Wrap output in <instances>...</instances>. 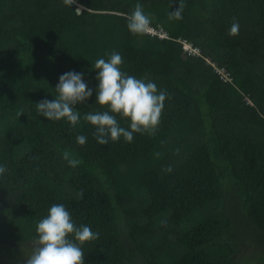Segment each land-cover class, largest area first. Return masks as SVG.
Segmentation results:
<instances>
[{"label": "trees", "instance_id": "1", "mask_svg": "<svg viewBox=\"0 0 264 264\" xmlns=\"http://www.w3.org/2000/svg\"><path fill=\"white\" fill-rule=\"evenodd\" d=\"M179 2L0 0V264L33 250L56 203L99 233L82 245L84 264H264V0H183V18L170 21ZM137 3L155 36L128 30ZM112 51L167 97L154 135L101 145L83 117L108 110L95 103L92 66ZM69 71L93 89L75 128L36 110Z\"/></svg>", "mask_w": 264, "mask_h": 264}, {"label": "clouds", "instance_id": "2", "mask_svg": "<svg viewBox=\"0 0 264 264\" xmlns=\"http://www.w3.org/2000/svg\"><path fill=\"white\" fill-rule=\"evenodd\" d=\"M63 3L71 7L76 0H63ZM80 7L76 9L77 14H80ZM184 7L183 0H180L179 7L169 12L168 19L181 20ZM151 16L152 14L145 13L142 4L137 3L134 10L125 16L130 33L155 36L159 31L150 33ZM161 34L166 32H160V38H162ZM238 34L239 22L234 21L228 36L233 37ZM105 55L107 59H97L92 67L97 70L95 103L108 110L85 113L83 117L95 127L94 138L99 144L107 145L109 140L116 142L121 137L130 143L134 139V133L154 135L160 124L167 92L158 90L154 82H146L122 71L120 66L123 64V57L120 53L112 51L106 52ZM82 77L83 73L75 71L60 75L59 82L55 86L57 93L55 99H43L36 103L38 115L47 120L66 119L75 128L81 118L75 106L84 103L93 95V89L88 87ZM117 115L129 121L127 128L120 126ZM76 140L78 144L84 145L87 137L78 135ZM156 155L159 156L160 153ZM63 159L71 167L81 163L79 159L72 158L68 151L63 152ZM166 170L171 172L172 168L169 166ZM5 171L6 167L0 165V175ZM79 196L82 198V191ZM161 223L165 226L167 224L166 221ZM35 232L33 251L26 259V264H84L82 245L99 238V233L93 232L89 226H77L62 203L51 205L47 215L37 222Z\"/></svg>", "mask_w": 264, "mask_h": 264}, {"label": "rangeland", "instance_id": "3", "mask_svg": "<svg viewBox=\"0 0 264 264\" xmlns=\"http://www.w3.org/2000/svg\"><path fill=\"white\" fill-rule=\"evenodd\" d=\"M32 251H30L29 249L25 250L23 252L20 251V254H19L20 255V257H19L20 259L17 260V264H26V259L31 255ZM245 252H246L245 250H243V251L241 250L239 252V254L236 255V257H235V262L236 263H242L243 262L244 257H245ZM247 256L255 257V256H257V254L254 253V252H250L249 254H247Z\"/></svg>", "mask_w": 264, "mask_h": 264}, {"label": "built area", "instance_id": "4", "mask_svg": "<svg viewBox=\"0 0 264 264\" xmlns=\"http://www.w3.org/2000/svg\"><path fill=\"white\" fill-rule=\"evenodd\" d=\"M150 33L154 34V33H157V32L154 29H150ZM160 36L163 38V37L167 36V33L166 34H161ZM185 45H186V49H187V51L189 52L190 55H193V56L201 55L202 51L199 48H194L192 45H189V44H186V43H185ZM222 74L225 77L228 76L225 71H223Z\"/></svg>", "mask_w": 264, "mask_h": 264}]
</instances>
